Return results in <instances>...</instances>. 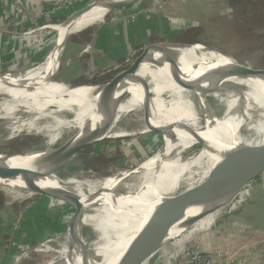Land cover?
Returning <instances> with one entry per match:
<instances>
[{
    "label": "bare ground",
    "instance_id": "obj_1",
    "mask_svg": "<svg viewBox=\"0 0 264 264\" xmlns=\"http://www.w3.org/2000/svg\"><path fill=\"white\" fill-rule=\"evenodd\" d=\"M126 1H101L55 27L61 38L44 64L0 76V119L13 123L16 116H26L24 122L13 123L12 133L26 129L27 135L46 138L43 149L11 157L0 155V190L15 198L22 193L38 194L35 189H43L59 200L62 194H68L79 214L90 212L97 218L91 239L76 228L71 236L56 239L55 257L43 264H123L125 261L115 258L135 239L200 211V199L209 187H196L200 181L205 177L217 179L254 149L264 146V76H257L232 56L204 46L168 47L153 62L149 57L155 51L150 49L134 78L119 76L109 86H69L54 78L66 38L100 24L107 15L106 6L109 10L115 3ZM118 91L123 92L119 105L115 104ZM207 98L222 104L220 115L213 109L206 110ZM135 110L145 112L141 134L158 130L163 135L164 144L158 152L135 168L94 182L88 180V184L56 175L63 165L47 162L51 149L58 151L102 137H128L130 133L115 131L114 127L122 115ZM63 132L73 135L60 147H52L62 140ZM201 141L198 153L182 160L183 153ZM193 164L201 167L199 180L188 184L185 196L176 201L173 194L178 182L192 180ZM183 172L187 174L183 176ZM250 177L227 188L211 207L212 214L221 203H229L238 195ZM128 179L131 183L125 184ZM94 203L99 204V211ZM174 208L179 210L173 216L156 221L161 211ZM177 237L163 243L167 252L173 250L167 247ZM45 244L33 252L51 251Z\"/></svg>",
    "mask_w": 264,
    "mask_h": 264
},
{
    "label": "rangeland",
    "instance_id": "obj_2",
    "mask_svg": "<svg viewBox=\"0 0 264 264\" xmlns=\"http://www.w3.org/2000/svg\"><path fill=\"white\" fill-rule=\"evenodd\" d=\"M101 1L104 0H0V37H7L3 52L0 47V76L44 64L61 38L55 27ZM105 9L107 15L100 24L66 38L57 60L59 65L53 71L56 80L69 86H106L143 62L152 47L162 44L173 45L151 53L152 62L168 47L185 48L190 44L230 55L251 70L264 71V0H129L115 3L110 11L108 6ZM212 109L217 115L224 110L221 103L207 98L206 110ZM144 114L143 110H135L122 115L114 130L130 136L107 138L82 149L56 175L88 184L90 180L116 175L143 163L164 144L158 130L140 133ZM26 119V116H16L13 123ZM13 123L0 119V154L19 155L43 149L45 137L27 135L26 129L14 134ZM204 124L202 121L201 126ZM72 135V132H63L62 140L52 147H60ZM202 145L203 141L197 142L187 149L182 160L197 154ZM200 170L199 164L192 165V180H179L175 198L184 195L188 184L199 180ZM129 180L125 184L131 183ZM210 180L211 177H205L196 187ZM27 196L22 193L15 198L0 190V264H43L55 257L56 242H59L56 239L66 234L71 236L79 225L80 232L89 239L93 237L92 225L97 218L90 212L79 214L68 194H62L60 200L43 194ZM230 201L221 203L227 207L204 218L203 222L212 218L226 221L228 226L220 232L227 235L226 246L242 240L244 247L253 245L255 249L258 235L264 237V170L250 178ZM94 204L99 211V204ZM239 217L243 218L245 228L244 232L235 233L231 227L238 225ZM255 227L260 228L259 234L253 233ZM203 233L179 250L167 252L163 244L141 264L154 263L158 255L177 256L181 252L183 257L187 251L201 249L207 243ZM43 244L51 251L33 252ZM22 254V261L16 263Z\"/></svg>",
    "mask_w": 264,
    "mask_h": 264
},
{
    "label": "water",
    "instance_id": "obj_3",
    "mask_svg": "<svg viewBox=\"0 0 264 264\" xmlns=\"http://www.w3.org/2000/svg\"><path fill=\"white\" fill-rule=\"evenodd\" d=\"M119 3H123V2H119ZM119 3H116V5H118ZM169 45H173V44L156 45L151 49H153L154 51H159ZM141 62H138L129 71H127L126 73L120 76H124V77L128 76L129 78H134L137 73V70L139 69ZM253 72L258 74L257 76H264V71L254 70ZM110 84L106 86H109ZM118 93L119 95H116L115 97L116 100L115 104L117 105H119V103L123 101V95H122L123 92L118 91ZM107 138L109 137H102L89 142L75 143L73 145L62 148L58 151H56L57 149L53 148L49 151L50 155L47 158V162H49L51 165L60 167L64 165L67 161H69L71 158L76 156L77 153L82 149L94 145L96 143H99ZM11 156L12 155H8V157ZM263 170H264V146L254 149L249 155H247L242 161H240L239 164L233 166V168L227 172L224 173L222 172L221 176L218 177L217 179H214L212 181L211 178L210 182L208 183L209 187L207 188L206 192L202 195L200 199L199 205L201 209L197 214L188 217L184 221L175 225L163 224L162 226L138 237L130 245H128V247L125 250H123L120 253V255L115 258V260L118 261L120 259L119 261L122 262L128 260L125 264H141L149 256H151V254H153V252L156 251L159 246L163 245V243L166 240H169L168 239L169 237L170 238L177 237L184 234L195 223L211 215L213 213V211L211 210L213 204L218 200L221 194L232 184H234L235 182L246 176H251L250 178H252L254 175H256L257 173ZM33 191L38 194L51 196L57 199L56 196L43 189H35ZM182 196L184 197L185 195ZM179 198H175L174 200L177 201L179 200ZM187 204L188 202L185 203L184 205ZM178 210L179 208L170 209L165 212L163 210L160 212L156 221L160 220V217L162 218L164 216L166 217L173 216L175 213H177ZM217 221L218 220H216V222ZM76 230L80 232L79 227Z\"/></svg>",
    "mask_w": 264,
    "mask_h": 264
},
{
    "label": "crops",
    "instance_id": "obj_4",
    "mask_svg": "<svg viewBox=\"0 0 264 264\" xmlns=\"http://www.w3.org/2000/svg\"><path fill=\"white\" fill-rule=\"evenodd\" d=\"M6 38L7 37L4 36L0 37L1 52H3L2 50L4 48V44H6ZM225 206L226 205L219 206L218 209L215 210L214 214L219 213L220 209L224 208ZM216 220L218 221L216 222ZM223 221L221 222L220 219L215 218H212V220L205 222L201 220L194 224L183 235L178 236L177 238L172 240L173 242H169V246L167 247V249L171 248L173 250H179L191 237H193L194 235H198L201 232H204V239L207 241V243H204V246L202 245L200 248L202 250L204 249L210 251L212 253V259L214 262H218L220 264H264V237L258 235L257 238L260 239H257V241L255 240V244H258L255 249V246L253 245L252 247H244L245 242H243L242 240H235L231 242L229 246H226L225 238H227V235L224 236L220 234V232L222 230H225L224 228L227 227L229 223ZM237 221H239L238 225H234L233 227H231L232 230H234L233 232H244L245 225L243 222V218L239 217L237 218ZM260 232L261 230L258 227H255V231L253 230V233L256 234H259ZM235 235L237 236L238 234ZM182 254L181 252H179L177 256L171 255L169 257L165 255H158L157 259L154 260V263L150 264H186L184 261V257H182ZM127 261H125L123 264H125Z\"/></svg>",
    "mask_w": 264,
    "mask_h": 264
},
{
    "label": "built area",
    "instance_id": "obj_5",
    "mask_svg": "<svg viewBox=\"0 0 264 264\" xmlns=\"http://www.w3.org/2000/svg\"><path fill=\"white\" fill-rule=\"evenodd\" d=\"M183 257L186 264H220L213 261L212 253L208 250L195 249L187 251Z\"/></svg>",
    "mask_w": 264,
    "mask_h": 264
}]
</instances>
